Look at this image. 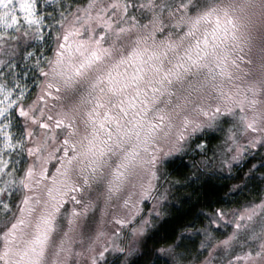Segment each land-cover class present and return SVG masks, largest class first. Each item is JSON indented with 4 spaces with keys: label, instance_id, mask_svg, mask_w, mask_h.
<instances>
[{
    "label": "snow or ice",
    "instance_id": "1",
    "mask_svg": "<svg viewBox=\"0 0 264 264\" xmlns=\"http://www.w3.org/2000/svg\"><path fill=\"white\" fill-rule=\"evenodd\" d=\"M0 264H264V0H0Z\"/></svg>",
    "mask_w": 264,
    "mask_h": 264
},
{
    "label": "trees",
    "instance_id": "2",
    "mask_svg": "<svg viewBox=\"0 0 264 264\" xmlns=\"http://www.w3.org/2000/svg\"><path fill=\"white\" fill-rule=\"evenodd\" d=\"M185 159H186V161H190L191 160L190 157H187ZM172 175L176 179H183V177H181L178 172H173ZM190 191H191L190 189H181L180 190L181 194H183V193H189ZM223 191L224 190L213 191L211 188H207V195H211V196L215 197L218 194H222ZM200 193H201V196L204 197L205 196V189H201L200 190ZM179 198L180 197L177 196V199H179ZM230 199H233L234 201H236V200L243 201L244 200V196L243 195H238L237 197H230ZM229 206H238V205L234 202L232 205H229Z\"/></svg>",
    "mask_w": 264,
    "mask_h": 264
},
{
    "label": "rangeland",
    "instance_id": "3",
    "mask_svg": "<svg viewBox=\"0 0 264 264\" xmlns=\"http://www.w3.org/2000/svg\"><path fill=\"white\" fill-rule=\"evenodd\" d=\"M46 2H50V0H41V4L46 3ZM28 83H31V81H27ZM33 92H35V89H32ZM230 207H237V206H230Z\"/></svg>",
    "mask_w": 264,
    "mask_h": 264
}]
</instances>
